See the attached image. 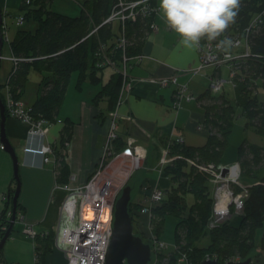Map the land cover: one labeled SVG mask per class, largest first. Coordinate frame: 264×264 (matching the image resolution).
I'll return each mask as SVG.
<instances>
[{
    "label": "trees",
    "instance_id": "obj_1",
    "mask_svg": "<svg viewBox=\"0 0 264 264\" xmlns=\"http://www.w3.org/2000/svg\"><path fill=\"white\" fill-rule=\"evenodd\" d=\"M51 1L30 0L25 3L22 0L19 6L20 14L9 12L13 16H22L24 21L33 19L36 27L29 29L20 26L14 35L8 38L11 55L16 59L15 65L8 73V92L14 100L21 101L29 70H37L41 76L39 93L34 102L25 108L32 120L41 119L50 124L57 119L71 73H78L79 86L85 75L88 74L90 79L97 81L98 73L106 66H112L115 72L102 85L94 99L107 96L113 109L117 104L123 80V67L130 57L133 59L139 55V48L151 30L150 25L155 14L151 12L135 20H128L124 29L126 42L120 46L119 24L104 22L119 0H83L82 13L74 17L51 10L48 7ZM150 2L156 4L155 0ZM260 13L263 14L262 22L248 35L250 56L238 63L234 82H237L242 93L247 95L239 113L245 116V126H251L254 131L264 136V100L257 96L258 90L264 89V0H240V8L234 22L220 37L241 36L253 17ZM205 40L207 39L201 41ZM3 101L6 105L5 99ZM204 111L202 126L207 131L204 145L189 146L177 137H171L167 142V162L162 166V172L170 184L160 188L163 191L162 199L149 206L150 238L146 242L160 241L165 218L172 215L177 219L174 246L167 252L161 250L158 255L153 253L159 260L170 255L167 264H178V259L182 263L186 262L185 264H200L207 257L217 259L219 264L247 257H251L253 262L259 253L264 252V143L250 144L243 140L237 147L236 161L241 167L240 179L243 185H249L243 209L240 214H235L231 209L228 218L212 227L209 226L213 208V183L211 174L200 170L197 165L209 162L221 165L222 155L230 145L229 135L236 110L233 102L220 91L208 93ZM64 136L63 147L69 137ZM123 145L124 141L118 133L114 149L120 150ZM52 150L56 156L57 184L65 185L70 176L68 164L60 149ZM15 185L14 178L13 187ZM13 187L6 201L7 206L0 213V239L9 226L12 215ZM234 188L236 192L242 189L239 185ZM143 206V202H130L129 211L134 223L137 222L135 214L139 215ZM19 207L17 203V219ZM260 229L262 234L257 237V231ZM204 238L208 240L206 245H199ZM33 241L34 264H44L45 257L51 250L45 233L38 232ZM2 250L0 263L4 262L1 257Z\"/></svg>",
    "mask_w": 264,
    "mask_h": 264
},
{
    "label": "crops",
    "instance_id": "obj_2",
    "mask_svg": "<svg viewBox=\"0 0 264 264\" xmlns=\"http://www.w3.org/2000/svg\"><path fill=\"white\" fill-rule=\"evenodd\" d=\"M21 2L22 0H0L3 16L10 15L11 8L17 7L19 10ZM155 2L158 4L157 0ZM154 20L157 24L158 21ZM157 25L158 30L153 31V35L148 33L144 39L138 51L139 57L133 59L130 57L126 66H122L126 70L125 82L123 80L121 82L117 104L113 109L108 103L107 96L94 99L95 94L115 72V68L106 66L98 73L97 81L90 79L87 74L82 78L79 86L78 79L73 85L76 73L74 71L59 107L57 119L48 124L47 132L43 137L29 133L27 122L6 116V136L18 158L20 191L17 203L20 209L17 215L21 219H18L5 241L6 249L2 250L1 256L3 264H7L6 259H10L11 263L15 264H34L35 242L23 232L25 225H31L37 232L46 233L51 250L47 253L44 264H61L60 261L67 264L55 245L58 225L61 222V206L67 194L62 185L57 184L56 181V156H52L49 163H44L43 156L26 151L27 146L39 147L44 142L56 150L60 149L69 167L70 176L67 184L71 187L84 184L101 158L105 135L109 128L110 113L116 112L118 132L124 144L126 139L131 137L136 144L145 149V158L141 166L128 181L131 187V201L139 203L144 201L152 188H165L170 184L159 165L161 158H166L169 138L181 137L189 146L205 144L207 131L202 126V121L205 117L204 103L209 93V86H206L203 78L190 76L188 71L183 72L185 69L198 66L200 62L198 48L190 50L181 46L179 37L174 31L171 29L166 31L165 28ZM2 45L3 41L1 47ZM10 62L13 66V62L11 60ZM213 69L215 74L217 69ZM175 73H178V82L186 83L187 92L195 96V100H182L179 107L174 106L175 85L162 86L157 82L160 78ZM2 77L4 72L2 76L0 75V88L4 82ZM123 83H126L124 90L121 88ZM39 85L40 82L33 98L24 97L23 92L20 100L24 107H29L37 98ZM64 135L69 137L63 147ZM249 141H252L250 144L263 145L264 138L259 137L256 141L251 139ZM235 149L230 145L226 148L224 154L229 152L231 156L225 162L221 159V164L228 165L236 161ZM13 180V161L0 143V213L7 206L6 201L13 187ZM133 193L134 198H132ZM135 215L137 229L142 233L145 223L142 224L141 220L146 215Z\"/></svg>",
    "mask_w": 264,
    "mask_h": 264
},
{
    "label": "built area",
    "instance_id": "obj_3",
    "mask_svg": "<svg viewBox=\"0 0 264 264\" xmlns=\"http://www.w3.org/2000/svg\"><path fill=\"white\" fill-rule=\"evenodd\" d=\"M24 1L25 3L30 2V0ZM158 11L159 5L152 4L150 0H119L104 22H116L119 24L120 36L118 43L123 46L126 42L124 34L126 22L148 15L151 12L156 14ZM17 20L19 24L24 22L23 17L20 15ZM262 20V13L254 16L241 36L229 37L224 35L213 41H201L198 48L200 61L198 66L185 69L183 72L188 71L196 74L206 67L213 66L218 69V67L225 64L230 70L229 80L236 84L234 79L235 71L239 66L238 63L250 56L248 35ZM166 26L167 29H170L167 24ZM150 28L153 31L158 30L154 21L151 23ZM225 37L233 42L227 54L219 51L216 47L219 40ZM122 74L123 82H125V68H123ZM177 74L162 77L157 81L162 86L175 85V107H179L183 99L186 101L194 99L187 92V84L178 82ZM125 84L123 83L122 90H124ZM223 85V80L210 77L209 88L215 93H218L217 91H220ZM6 107L11 116L29 124V133L43 137L47 132L48 123L41 119L32 120L23 103L14 100L10 93L6 97ZM118 128L117 114L113 111L110 113L109 128L105 135L101 158L88 180L84 184L74 187L68 184L62 185L67 194L61 207V222L58 225L55 245L64 254L67 264L105 263V253L112 236L115 202L129 177L133 175L135 170L139 169L145 158V149L136 144L131 137L126 139L124 146L120 150L114 149V141L119 133ZM178 140L183 141L181 137ZM25 150L41 154L44 163H49L53 156L52 147L44 142L39 147L27 146ZM166 162V158H161L159 161L160 167ZM197 167L200 170L209 172L212 178L213 208L209 226L212 227L228 218L231 209L235 214H240L243 209L244 198L247 196V188L240 179L241 167L239 162L235 161L228 165L221 164L218 166L213 162H209L198 164ZM224 170H226L225 173ZM236 185L242 188L238 192L234 188ZM162 196L163 191L160 188H152L143 201L144 206L140 210V214L146 215L148 218L150 204L159 202ZM87 208L92 212L91 218H86L84 215V211H87ZM23 232L32 239L37 233L30 225H25ZM151 245L154 254L166 247L161 241H153Z\"/></svg>",
    "mask_w": 264,
    "mask_h": 264
},
{
    "label": "rangeland",
    "instance_id": "obj_4",
    "mask_svg": "<svg viewBox=\"0 0 264 264\" xmlns=\"http://www.w3.org/2000/svg\"><path fill=\"white\" fill-rule=\"evenodd\" d=\"M157 3L159 5V0H157ZM48 7L51 10L67 14V15L72 16V17L79 16L83 10V0H52L49 3ZM9 10L14 14H20L21 13V11L18 10L17 7L11 8ZM18 16H13V14H10V15L6 14L3 16V20H2V23L0 25V37H2V38L4 37V39H2V41H3V45L1 47V57H2L1 61L2 62L0 65V75L2 76V73L4 72V77H2V80H4V82H2V88H0V98L2 101H3V99H5V101H6V97L8 96V93H9L8 92L9 85L7 84L8 73H9L11 67H13L16 63V59L10 53V49H9V45H8V38L12 37L14 35L15 31L20 26H23V27L29 28V29H34L36 27V22L33 19H25V21L22 24H19V22L17 20ZM154 19H156L158 21L157 24H159V26L161 28L163 27L166 29V31L168 30L167 26H166V22L163 19L160 11L156 12ZM154 23H155V20H154ZM4 25H6V26L4 27ZM157 27H158V25H157ZM150 31H149V33L153 35L154 34L153 30H150ZM10 60L13 62V66H12ZM213 68H214L213 66H209L206 70H203L204 73H203V71H201L202 73L200 72V74L198 72L196 74L189 73L188 75L198 76V77L203 78V80L206 83V86L207 85L209 86V83H210L209 75H211V73L213 71H215ZM216 71L217 72L215 74L213 72V75L211 77L213 79L219 78L220 80L224 81V85L220 91H224L226 96L229 99H231V101L233 102V104L235 106V110H236L233 127H232L231 133L229 135L231 148L235 149L236 147H238L239 144L244 139H246V141L248 142V140H250V139L253 141H256L259 137L264 138V136L257 133L256 131H254L251 128V126H245V120H246L245 116L239 115L240 110H241V105H242V103L245 102L247 95H245L244 93L241 92L240 85L237 82H236V84H234L231 80H229V73H230L229 67L227 65L223 64ZM73 73H71V75ZM76 73H75L73 85L75 84L76 80L78 79V76H77L78 73L77 74ZM205 74H207V75H205ZM71 75L69 77V80L71 78ZM40 79H41V76L37 70H35V69L29 70L26 82L24 84V87H25L24 94H23L24 97L31 96V98H33L35 96L36 90L38 88V83L40 82ZM208 90H209V94L215 93V91H212L209 87H208ZM220 91H217V92H220ZM203 96H206V95H203ZM257 96L260 100H264V89L263 88H260L258 90ZM193 97H195V96L193 95ZM3 103H4V101H3ZM4 106H5V113H8V116H11L6 105H5V103H4ZM251 142L252 141H249L248 143H251ZM236 151H237V149H235V157H234L235 159L237 156ZM230 156L231 155L229 152H226L225 154L223 153L222 160L225 162V160H228V158ZM128 181L126 182V185L128 184ZM132 198H134V193L132 194ZM60 217H61V215H60ZM18 219H20V218L18 217ZM18 219H17L16 223L18 222ZM176 222H177V219L172 215H168L165 218V222H164V226H163V232L160 236V241L166 245V247L162 250L164 252L171 250L174 246V230H175ZM141 223L142 224L145 223V226H144L145 228L143 229L142 233H140L139 231L137 232L136 223H134L135 224L134 234L140 235L143 238L144 242H146L147 239L150 238L148 218L146 216H143ZM37 233H36V235H37ZM261 234H262V229L257 231V237H260ZM142 235H144V237ZM207 241H208L207 238H204L203 240H201L199 242V245H206ZM5 249H6V243L3 246V251ZM57 251L59 252L61 257L64 259V261H66V259L64 258V254L58 249H57ZM158 254L159 253L157 252L156 255H158ZM254 254H255V252L253 251L252 255H254ZM156 255L152 256V259L148 264H167L168 261H170V255L162 257L161 260H159L156 257ZM6 260H7L6 261L7 264H12L10 259H6ZM32 260H33V256H32ZM60 262H61V264H64L63 261H60ZM185 263H182L181 260L178 259V264H185ZM251 264H264V252L259 253L258 256L254 259V261Z\"/></svg>",
    "mask_w": 264,
    "mask_h": 264
},
{
    "label": "water",
    "instance_id": "obj_5",
    "mask_svg": "<svg viewBox=\"0 0 264 264\" xmlns=\"http://www.w3.org/2000/svg\"><path fill=\"white\" fill-rule=\"evenodd\" d=\"M3 20V13L0 9V25ZM2 44V37H0V47ZM1 57V56H0ZM5 106L0 98V143L3 149L8 152L13 161L14 178L16 185L11 198L12 215L9 220V226L6 228L2 238L0 239V250L3 249L5 241L10 236L14 225L17 221L16 206L20 191V183L18 179V158L13 146L6 136L5 129ZM226 170H224V173ZM248 188L249 185H245ZM131 202V187L125 185L117 198L114 205V221L112 228V236L110 243L105 253L104 264H148L153 256L152 245L144 242L140 235L134 234L135 224L131 212L129 211V204ZM137 229V228H136ZM252 258L247 257L242 260H229L224 264H251ZM2 264V263H0ZM200 264H219L215 258H205Z\"/></svg>",
    "mask_w": 264,
    "mask_h": 264
},
{
    "label": "clouds",
    "instance_id": "obj_6",
    "mask_svg": "<svg viewBox=\"0 0 264 264\" xmlns=\"http://www.w3.org/2000/svg\"><path fill=\"white\" fill-rule=\"evenodd\" d=\"M239 8L240 0H159L166 24L179 37V44L190 50L199 48L202 39L220 37L234 22ZM232 44L225 37L216 47L227 54Z\"/></svg>",
    "mask_w": 264,
    "mask_h": 264
},
{
    "label": "bare ground",
    "instance_id": "obj_7",
    "mask_svg": "<svg viewBox=\"0 0 264 264\" xmlns=\"http://www.w3.org/2000/svg\"><path fill=\"white\" fill-rule=\"evenodd\" d=\"M243 184V183H242ZM62 207V206H61ZM84 215L86 218H91L92 217V212L90 211L89 208H87V211H84ZM35 230V229H34ZM150 243V242H148ZM151 244V243H150Z\"/></svg>",
    "mask_w": 264,
    "mask_h": 264
},
{
    "label": "flooded vegetation",
    "instance_id": "obj_8",
    "mask_svg": "<svg viewBox=\"0 0 264 264\" xmlns=\"http://www.w3.org/2000/svg\"><path fill=\"white\" fill-rule=\"evenodd\" d=\"M137 232H138V230H137Z\"/></svg>",
    "mask_w": 264,
    "mask_h": 264
}]
</instances>
